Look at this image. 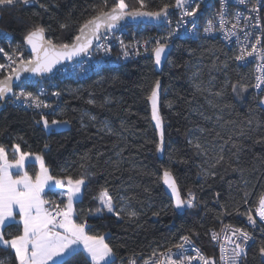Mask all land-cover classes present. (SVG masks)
Listing matches in <instances>:
<instances>
[{
    "label": "trees",
    "instance_id": "16d2710c",
    "mask_svg": "<svg viewBox=\"0 0 264 264\" xmlns=\"http://www.w3.org/2000/svg\"><path fill=\"white\" fill-rule=\"evenodd\" d=\"M104 2L38 0L36 6H0V26L21 48L36 25L43 26L54 43L71 44L80 25ZM125 2L139 8L138 0ZM107 4L110 8L113 0ZM145 4L143 10L155 11L164 4L174 7L175 0ZM144 31L147 37L157 32L149 26ZM169 45L159 73L149 55L105 66L82 80L53 79L57 85L50 81L48 87L60 95L51 113L7 102L0 110V145L10 158L17 144L21 151L42 157L56 178H85L74 202V219L86 223L90 235L105 237L115 253L114 263L168 249L183 236L214 258L212 230L224 222L251 233L253 242L242 264H264L259 253L264 231L248 227L242 218L255 210L264 192V106L253 91L252 66L237 62L236 51L218 38L178 37ZM157 81L164 131L161 155L149 109ZM42 117L49 123L66 121L68 126L47 130ZM220 155L224 160L216 163ZM26 170L35 175V162H28ZM165 170L174 176L183 200L190 192L195 196L196 206L181 215L162 186ZM104 189L112 198L113 213L100 204ZM44 197L64 201L56 190H47ZM131 211L137 215L129 216ZM3 231L10 239L22 232V226L17 221ZM0 264H18L14 250L0 245ZM64 264H86V257L80 252Z\"/></svg>",
    "mask_w": 264,
    "mask_h": 264
},
{
    "label": "snow or ice",
    "instance_id": "6c2138e0",
    "mask_svg": "<svg viewBox=\"0 0 264 264\" xmlns=\"http://www.w3.org/2000/svg\"><path fill=\"white\" fill-rule=\"evenodd\" d=\"M32 0H0V6H14L16 4L27 5ZM249 0H238L239 5H246ZM186 0H175L177 7H183ZM139 8H130L125 0H113L112 6L109 8L107 0L104 5L96 9V14L86 20L80 25L79 33L72 44H57L51 39H45V28L41 25H36L25 36L24 41L27 45L31 46L32 59L25 60L21 57L19 60V67L11 68V75L6 76L3 80H0V100L5 98V95L12 92V80L20 79V72H31L33 74L51 73L57 64L62 60H71L74 56L79 55L82 52H87L88 48L92 44V40L89 35L96 36L99 39L97 33H99L101 26L108 29H114L118 22L124 20L126 17L133 20L148 18L152 20H161L168 15V4H164L159 10L147 11L143 10L147 7L145 0H138ZM43 7V5H42ZM225 3H221L219 10V17L221 25L225 21ZM260 7H264V2ZM107 9V10H106ZM199 5L192 7L191 10H185L183 15L193 17L197 14ZM47 10V9H46ZM260 8L256 3H252L250 12H259ZM241 13L237 12L234 19L236 23L232 24V29H235L240 24ZM245 24L253 17L244 16ZM257 25L259 24V17H255ZM212 22L209 21V28L205 31H209ZM65 27L61 24V28ZM229 29L226 33L227 36L235 35V32ZM243 30V29H241ZM174 33H170L168 39ZM249 34L245 32V36ZM147 43V41L145 42ZM159 45L154 51L155 62L157 65L161 62L162 54L165 52V44L156 41ZM123 44V41H121ZM261 45V37L255 38V43L251 45V50L247 49V46L241 48L240 55L236 56L238 61H242L245 57H252L254 54L261 55L264 58V53L258 52L257 46ZM4 49L0 48V52ZM107 51V49H106ZM127 55V52H125ZM8 59L15 64L16 60L12 56H8ZM5 65L0 64V69H3ZM11 67V66H9ZM256 88H261L264 84V80L261 77H257ZM233 91H237V86L233 85ZM159 88V81L156 82L155 88L151 92L149 97L153 108V119L156 121V126L160 128L161 121L157 113V89ZM53 95L59 96V92L53 93ZM23 97L25 100L32 101L36 107H50L39 99L38 96L32 92L21 91L17 95V99ZM264 103V100H261ZM45 128H49V122L42 117ZM61 123H67L66 121L53 120L52 125H59ZM251 123V121H249ZM191 144L192 141H189ZM15 157L11 160L8 158L6 149L0 145V243L6 246H10L14 250L15 258L19 264H64V258H72L79 254L81 250L86 253V264L90 261V264H114L112 257L115 255L113 248L105 242L104 236L90 235L86 231V223H77L73 219L74 198L81 191V186L85 184V178L67 179V202L63 200L60 203L55 201L46 200L43 196L44 190L48 187L50 190L55 187L64 188L65 183L62 179H57L53 175L49 174V170L45 167L42 157L36 156L35 159L40 161V171L35 174V177L30 176L25 171L26 161L30 157V153L23 152L20 146L14 145ZM195 147L199 151H203L202 146L197 143ZM158 150H160L158 148ZM223 149L221 148V152ZM224 160L223 155H220L216 163H220ZM12 169H16L17 172L14 175ZM20 172L23 174L21 175ZM51 182V183H50ZM164 182L171 188L173 195L175 196V207L181 209L184 207H195V196L191 192L189 193V199H181L174 178L171 172L165 170ZM248 193H245V197ZM100 203L109 213L115 212L112 198L109 196L107 189H104L100 195ZM247 199H245V203ZM49 205L50 207H45ZM63 205V206H62ZM18 209V213L17 210ZM19 215V224H22V232L12 236L10 239H6L4 235V229L13 223H17L15 220L16 215ZM119 215V213H116ZM129 216H136L135 211L128 213ZM257 215L261 221H264V195L259 199V208L257 209ZM247 219L250 224L255 225L256 221L251 215L248 214ZM232 235L236 236V240L229 239V242L234 244L231 250L230 257L228 258L229 264H239L240 259L246 256V245L251 239L250 234L239 228L231 230ZM213 239H216V234H213ZM182 243L173 245L174 248L180 252L184 249L185 244H191L189 236L181 237ZM82 246V249H81ZM172 248L167 250V261H157L156 264H191V261L196 257L186 256L180 252L178 259L172 258ZM199 258L203 261V264H216L214 259L205 258L200 255ZM225 249L221 248V259H225ZM259 253L264 257V246H261Z\"/></svg>",
    "mask_w": 264,
    "mask_h": 264
},
{
    "label": "built area",
    "instance_id": "2783aa9c",
    "mask_svg": "<svg viewBox=\"0 0 264 264\" xmlns=\"http://www.w3.org/2000/svg\"><path fill=\"white\" fill-rule=\"evenodd\" d=\"M38 0H32L27 5L36 6ZM264 0H249L246 5H239L238 0H186L184 8L180 9L178 12H171L166 18L163 24L159 26L148 25L151 28H154L156 34H150L147 37V34L143 33L144 28L147 25H127L116 30L114 33H108L104 37L100 38L95 44V48L90 54H87L82 61L72 62L69 65L61 67L57 73L50 78L49 81H28L22 83L17 89L14 90V95L12 99L7 102L16 107H23L26 109H31L37 112L51 113L53 107L58 103L59 96L53 95L57 92L55 90L49 89L48 84L50 81L54 83L55 78H69L82 80L83 77L94 73L95 71L104 68L105 66H116L118 64L127 63L130 60L138 59V57H147L149 55H154L153 49L159 45L156 41L168 46L171 43L172 39L178 37L186 38H218L221 39L225 46H228L236 51V56L240 55L241 48L247 46V49L251 50V45L255 43V38L257 36L261 37V45H258V52L264 53V7H260L261 3ZM221 3H225V23L221 25V20L218 15ZM252 3H256L260 8L259 12H250L249 9L252 6ZM199 5L197 14L193 17L184 16L183 13L185 10H191L192 7ZM241 13L240 24L237 28L232 29V24L236 23L234 17L236 13ZM244 16L253 17L250 19L247 24L243 19ZM255 17H259V24L257 25V20ZM209 21L212 22L211 28L209 31H205L206 28H209ZM131 26V27H129ZM147 26V27H148ZM229 29H232L235 32V35L227 36L226 33ZM243 29V30H241ZM245 32L249 35L245 36ZM174 33L170 39H168L169 34ZM149 35V34H148ZM148 38V39H147ZM123 41V44H121ZM147 41V43H145ZM0 48L4 49L3 52H0V64L5 65L3 69H0V79L4 78L6 75L11 73V68H15L16 64L19 63L21 57L25 60L30 58L26 49L21 48L13 35L4 28L0 26ZM107 49V51H106ZM127 52V55H125ZM8 56H12L16 63L13 64ZM243 66H252L254 71L253 78V91L261 96V100H264V84L261 85V88H256L257 77H261L264 80V58L261 55L254 54L252 57H245L244 60L238 61ZM11 66V67H9ZM57 83H54L56 86ZM29 86L33 87L30 88ZM32 92L34 95L38 96L41 101L45 104L50 105V107H36L35 104L30 100H25L23 97L17 99V95L21 91ZM264 106V103H261ZM264 195V192L263 194ZM261 195V196H262ZM260 196V197H261ZM260 199V198H259ZM259 199L256 202V208L253 212H248L243 218L244 223L252 229H261L264 231V221H261L257 215V209L259 208ZM195 201V200H194ZM60 203V199L55 201ZM45 207H50L45 205ZM187 208V207H186ZM251 213L255 219V225L249 223L247 216ZM239 228L247 231L250 236L251 233L249 230L240 227L238 225H232L229 223H222L217 228L212 230L211 240L212 245L215 251L214 259L216 264H229L228 258L230 257L231 250L234 247V244L229 242V239L236 240L237 237L232 235V229ZM213 234H216V239H213ZM191 240V244H185L184 249L180 250L183 255L196 257L191 261V264H203V261L199 258L197 250L200 255H203L205 258H209L207 254L202 251L199 246ZM183 241L180 240V243ZM253 242V238L247 242L246 252ZM179 244V243H178ZM225 249V259H221V248ZM172 248V258L178 259L180 252L173 246ZM168 248V249H169ZM160 250L158 252L149 253L145 257L137 258L135 256H130L125 261H117L114 264H156L157 261L166 262L167 261V250ZM247 255V254H246ZM243 256L239 264H242Z\"/></svg>",
    "mask_w": 264,
    "mask_h": 264
},
{
    "label": "water",
    "instance_id": "95a60500",
    "mask_svg": "<svg viewBox=\"0 0 264 264\" xmlns=\"http://www.w3.org/2000/svg\"><path fill=\"white\" fill-rule=\"evenodd\" d=\"M182 8H184V6L183 7H177L176 4H175L174 7H169L168 8V15L171 12H175L176 13V12L180 11V9H182ZM164 21H165V18H162L161 20H152V19H148V18H142V19L133 20L131 18L126 17L124 20L118 22L117 26L114 29H108V28H106V27H104L102 25L101 28H100V31H99V33H97V35L99 36V39H100V38L104 37V35H106L108 33H114L116 30H118V29H120L122 27H126L127 25L144 24V25H147V26L148 25L159 26V25L163 24ZM77 35H80L79 30L77 31ZM87 35H89L91 40H92V44L88 48L87 52H82L79 55L74 56L71 60H62L61 63L56 65V67L53 69V71L51 73H44V74L37 75V74H33L31 72L21 71L20 72V79L19 80L13 79L12 82H11V84H12V92L7 93L5 95V98L0 100V110L6 108V106H7L6 103H7L8 100L12 99V97L14 95V93H13L14 90L17 89V87H19L22 83H25V82H28V81H37V82H39V81H49L50 78L53 77L57 73V71L61 69V67L69 65L72 62L82 61V59H84L87 54H90L93 51V49L96 46L95 44L99 40V39L96 38V36H91L90 34H87ZM75 37H74V39H75ZM45 39L47 40L46 36H45ZM74 39L72 40L71 44L73 43ZM24 48L26 49L27 53L30 56L29 59H32L33 54H32V51H31V46L27 45V43L25 41H24ZM170 49H171V45L165 46V52L162 54L161 62H160L159 65L156 64L155 55H153V61H154L155 69H156L157 73H159L161 71V68L164 65L163 63L165 62V60L167 59V57L170 54ZM29 59H27V60H29ZM16 67H19V63L16 64ZM11 74L12 73H10L9 75H11ZM9 75H6V76H9ZM4 78H2L0 80H3ZM160 88H161V86L159 84V88L157 89V93H158V95H157V113H158V116H159L160 121H161L160 128H158L156 126V121L153 119V108H152V103H151L150 99H149V109L151 111V120H152L153 126H154L155 130L158 132L159 142H160V148H159L160 150L158 151V153L161 155L162 154L161 152H162L163 146H164V142H163L164 131H163V122H162L161 117H160V109H159V106H160V97H159ZM164 172L162 173V175H163L162 186L164 187L165 193L168 195V197H170L172 199L173 208L175 209L176 214L177 215H181V214H183L185 212V208L177 209L175 207V196L173 195L171 188H169L168 185L164 182ZM172 177L174 178L173 175H172ZM175 183H176V181H175ZM176 187H177L179 195L181 197L179 186H177V184H176ZM181 199H183V197H181Z\"/></svg>",
    "mask_w": 264,
    "mask_h": 264
},
{
    "label": "crops",
    "instance_id": "0c3cea01",
    "mask_svg": "<svg viewBox=\"0 0 264 264\" xmlns=\"http://www.w3.org/2000/svg\"><path fill=\"white\" fill-rule=\"evenodd\" d=\"M15 157V156H14ZM14 157H12V158H10L9 156H8V158H9V160H11V159H13ZM32 159V160H31ZM31 159H28V160H31V161H34L35 162V164H36V173H38L39 171H40V161H38V160H36L35 159V156H32L31 157ZM43 159V158H42ZM31 161H26V164H25V171H27L28 173H29V171L28 170H26V165H27V163L28 162H31ZM44 162V161H43ZM45 165V164H44ZM46 167V166H45ZM12 172H13V174L15 175L16 174V172H17V170L16 169H12ZM35 173V174H36ZM20 174L22 175L23 173L22 172H20ZM50 174V173H49ZM29 175H30V173H29ZM30 176H33V178L35 177V175H30ZM57 179H59V178H57ZM63 180V179H62ZM51 183V182H50ZM64 183H65V187L64 188H66L67 187V179H65L64 180ZM64 188H59V187H55L54 189H52V190H56V191H58L59 192V194L64 198V202L66 203L67 202V197L65 196V194H67L66 192H65V190H63ZM47 190H50L48 187H46L45 188V190H44V193H43V196H44V194H45V192H47ZM81 193H82V191H81ZM81 196V194H77L76 195V197L74 198V202H75V200H77L76 198L78 197H80ZM45 198V197H44ZM74 202H73V207H74ZM17 211V213H18V209L16 210ZM74 214H75V212H74ZM74 214H73V219H74ZM15 220L16 221H18L19 222V215L17 214L16 215V217H15ZM75 220V219H74ZM20 226H22V224H20ZM105 238V237H104ZM106 242V241H105ZM0 245L2 246L3 244L2 243H0ZM4 246H6V245H4ZM8 247H10V246H8ZM11 248V247H10ZM81 249H82V246H81ZM13 250V249H12ZM81 254L84 256V257H86V253H84L82 250H81ZM66 258H68V257H65L64 259H66ZM112 259H113V257H112ZM18 264H19V262H18Z\"/></svg>",
    "mask_w": 264,
    "mask_h": 264
},
{
    "label": "rangeland",
    "instance_id": "374dc122",
    "mask_svg": "<svg viewBox=\"0 0 264 264\" xmlns=\"http://www.w3.org/2000/svg\"><path fill=\"white\" fill-rule=\"evenodd\" d=\"M29 59V58H28ZM49 128H46L47 130H50V129H52V128H55V129H63L64 127H67L68 126V124L67 123H61V124H59V125H52L51 123H49ZM32 156H38V155H36V154H31L30 155V157H29V159H31V157ZM32 160V159H31ZM31 160H27V161H31ZM79 179V178H78ZM83 186V185H82ZM82 186H81V189H82ZM63 190H65V192L67 193V191H68V189H67V187L66 188H64ZM82 191V190H81ZM81 191H80V193L79 194H81ZM65 196L67 197V194H65ZM80 196V195H79ZM78 198V197H77ZM76 198V199H77ZM189 199V198H188ZM187 199V200H188ZM100 200V199H99ZM101 204V203H100ZM63 206V205H62ZM101 206H102V204H101ZM103 207V206H102ZM104 208V207H103ZM185 209H187L186 207H184ZM104 211H107V209L106 208H104ZM108 212V211H107Z\"/></svg>",
    "mask_w": 264,
    "mask_h": 264
}]
</instances>
